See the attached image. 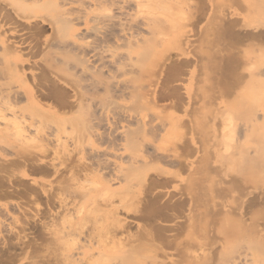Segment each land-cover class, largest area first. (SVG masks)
<instances>
[{
	"label": "bare ground",
	"instance_id": "bare-ground-1",
	"mask_svg": "<svg viewBox=\"0 0 264 264\" xmlns=\"http://www.w3.org/2000/svg\"><path fill=\"white\" fill-rule=\"evenodd\" d=\"M166 7H167V0H0V45L2 47L0 48L2 50L0 52V56L3 57V58L1 57V59H4V65L0 66V73H2V77H3L2 78L3 81L0 80V86H1L0 91L1 93H3L2 95L5 101V103L2 102L4 106L2 108L3 110L2 112L4 113V118L7 119V122H8L7 116L9 113L13 115L12 117H14L13 119L15 120V122L10 120L12 123H15L13 126H11L12 123L10 124V126L9 125L6 126V129L4 130V132L7 135L5 137L8 138L12 136L14 138H19L20 141H24V142L25 141L28 142L29 140L28 138H30V140H38L40 143V147L38 149H35L27 145L15 146L12 143V141L9 139L4 140L3 142L1 141V145L5 146L4 150L15 148L14 155L10 157L3 156L5 159L3 161H0V183L1 184L6 182V179H8L9 181H12V178L10 176L6 177L5 175L2 174L3 171L7 170L11 166H20V165L23 166L24 165L25 169L29 168L34 173H38L40 175H48V177L53 176L52 179L55 177L57 180L55 181L58 183L57 185L50 183V186L47 187L45 186L46 184L43 185L39 183L37 179L34 178L33 184L26 185V188H24L22 192V195L30 194L33 196L34 200L36 201L38 210L43 209L41 208L42 207L41 204L42 202L45 201L46 207L44 209L46 208L47 209L46 211H42V212H44L51 218H55L56 216L61 214V212L64 214L63 211H65L66 213H69V211H71L70 208L73 207L72 205H76L77 203L80 204L79 202L82 199H85V200L92 199L93 201L96 200V199L90 198V196H91V193H93L92 191L94 189H98L97 185L90 184V187H86L83 181H81V179L83 178V177L81 178V174L86 175V173H82V172H84L85 169L86 170L89 168L91 169L92 167H94L95 170H98L100 172L104 169L110 170L111 165L110 163H107L108 162L107 159L110 155H107L108 157L106 159V157L103 156L104 154L101 153L102 150L100 149L102 148L100 149L96 148V150H94L92 147L93 149L92 150L89 148L90 147L89 146L88 148L91 150L89 152V149H88L89 153H94L95 155L97 154L98 155V156L96 155L97 157H99L100 154L101 156L100 158H97V159H96V156H94L95 159L93 158L92 159L95 161L94 162L91 161L92 162L91 165L86 167V165L90 164L89 159H88V163H85L87 160L83 162L85 159H87L86 157L83 160H81V158L83 157L81 158L78 157V159L79 158L80 159L76 161L77 157H74L73 155V153L76 152L75 150H79V152L81 151L80 153H82L83 151L84 152L86 151L85 150L86 144L84 143L85 145L79 144L78 146H80V148L78 149L75 147L73 148V150L69 148L71 151L64 152L63 154L64 156H63L62 155L63 152L61 153L58 147L54 148L52 147L53 145L52 146L50 145L52 140L58 136L61 125L63 124L66 125V124L75 123L74 126H76L79 122V125H82L84 129V133L82 136L83 138L90 139V140L96 139L97 141H103V142L110 141L111 143L113 141L115 142V144L118 143V145L123 149V151L118 154L120 156L119 158L122 162L123 168L120 170L121 172L118 170L120 173H113V174L111 173L109 178L108 177L105 178L106 184L109 185V188L107 187V189L105 190L106 193L107 191H111V192L116 191L117 188L111 187L113 183L115 182H118V183L125 182L126 183L131 178L130 175L137 174L141 168H142L141 171H143L145 169L143 167H146V165L144 164L148 162V157L151 159L150 161L152 162V159L153 160L155 158L158 159V156H160L159 154H163L162 152H160L159 149H156L157 145L155 146L154 143L152 142L154 140L150 141L151 138L149 137L150 140H148L147 137L149 135L151 136L156 135V134L158 135V133L163 130L162 128L164 127L163 126L164 122L161 123L162 126H158L160 125L159 123H156L157 125L152 124L151 122L154 123L155 121L153 120L155 118L152 121L151 120L148 121L146 117L147 115L146 112L142 110L141 111L135 110L133 100L136 95H139L141 99H138L135 105L136 106L139 105L138 107L142 108V104L144 103L146 104L145 106H147L146 108L145 106H143L145 109L152 108L154 111L155 109L156 111L158 110L161 100L168 98L170 96L177 97L178 104H181L182 95L178 91V87L170 86L169 91L165 90L164 89L165 83L164 84L161 83L160 77L158 76V71L160 73H162L163 71L162 69H161L162 71L160 69L158 70L159 62L169 52V49L165 48V46L168 44L167 39L160 37V34L164 31L166 24L169 21V19L166 16V12L164 13V10ZM239 20L240 19L238 18L228 20L226 22L225 27L222 29V31H220L221 29L219 30L218 35L223 36V32H224V35H228L226 37H229V41H228L229 43L227 42L225 45H223V48H228L231 50L234 46H236L237 42L243 41V39L245 42L246 40L255 41V44L253 42L254 45L253 44L252 46L248 45V47H246L244 50L246 52L245 57L247 56L249 60L248 64L250 63V65L246 67L247 63H245V66L241 67L243 70H244L243 67H246L245 69L248 72V78L246 80L243 79L244 77L242 78V81L244 80L243 87L245 88L246 92L249 89H252V90L256 89L257 91L264 90V57H262V53H261L262 45L264 44V32H262V30L260 31L257 30L258 26L256 25L253 26L255 27L254 29L251 28L252 30L245 26H244L245 28L238 29L236 28V26L239 23ZM246 25L251 26L250 23H246ZM178 40H180V38ZM187 44H190V39H188ZM212 45H213L212 46L213 50L211 49V51H209V55H210L209 58L211 60L212 65L214 66V73L216 74V78H217L216 87L219 90V95L224 97L223 86L221 83V77L220 75H218L219 74L218 70L221 74H224V73L234 74L235 73L237 75L236 78H239L240 77L239 69H241L240 68L241 60H240L239 54H241V50L232 51V52L231 50L223 51L222 45L218 43H213ZM218 46L219 47L221 46V47L219 48ZM160 47H163V49L160 50ZM257 50L258 51L260 50V54L258 55L256 54ZM237 52H240V53L238 54ZM184 55L190 58H187L181 61H174V58L170 57L171 55L166 56L169 59V62L167 63V65L165 64L166 67L164 69L167 72L166 81L168 80L173 81L175 79H178L181 76V74H183L186 70H188L187 68L189 66H192V59L190 56V52H184ZM153 57H155L156 59H155V66L152 69L153 70L152 73L150 74V78L148 80L143 79V77L139 79L138 78L139 75L142 76L148 71L146 69V67L148 66L147 64L150 62V60ZM241 59L243 61V58ZM242 65H244V62ZM215 67L218 69L217 71L215 70ZM193 74H194V71H192V76ZM136 75L138 77H136ZM13 79H17L18 81H20V86H21L20 88H14L12 84ZM18 81H16V83ZM232 87L234 86L232 85ZM232 87L230 86L229 88H232ZM187 94L189 97V103L190 104L193 103L192 92L188 91ZM24 100L26 103L25 107L28 106L29 107L28 109H30L29 115L33 116V120L31 121V123H28L27 122L28 120L27 121L24 120L26 119L25 118L26 113L24 110L25 107L23 108L19 106V103H21L22 101L24 102ZM141 101L143 103H141ZM156 114H159V113L156 112L154 115ZM254 114H255L254 117L257 123H255V120L253 117L252 121L254 122H251V125L246 124V123H244V125H240V127L242 126L241 132L243 130V132H245L246 135L249 134V131L248 133L246 131L249 129L251 130V126L255 128V126L257 125L256 128H258L259 125H261V124L258 125V123H262L264 120L263 112L259 113L257 110L256 113ZM261 117H262V120L260 122ZM174 121L172 122L174 123L173 127L175 126V123H176ZM134 125H136V127H134ZM82 127L80 129L81 132H82ZM254 128L251 131H254ZM215 129L214 131L216 133ZM241 132H240V135H242L243 133ZM260 134L258 133L257 135L261 136ZM257 135L254 137H257ZM190 138H189L190 140L184 143L181 142L182 143L181 145H183L182 149L184 148L189 155L190 154L192 155L196 149L194 147L195 146L194 138L193 137H190ZM257 138L259 139L261 137H257ZM81 143L83 144L82 141ZM56 144L54 146H56ZM174 145H175L174 149L175 147L177 148L178 144L176 143ZM181 145L178 146L179 148V149L177 148L178 150L176 149L175 150L179 151ZM216 145L217 143L213 146V147H216V149L214 148V150H217ZM51 151L53 152V155L50 154L52 153ZM135 151L141 152L142 155L140 153H139L140 155H136ZM8 152L9 150L6 153ZM173 155L174 154L166 155L165 157L166 158L168 157L169 161H172V164L174 163L175 165H177L178 170L173 173L170 172L164 175V177H162L163 176L162 175L161 178H150L151 180H148L149 177H144V174H142L143 175L142 177L144 179L142 180L141 178V181H142L141 187H140L141 192L143 188H146V191L150 192L152 188L158 185H162V186H166L169 184L171 185L172 184L171 182H173L174 179H176L175 177L179 175V172H178L179 169H186V168L192 169V167L190 166V164H192L191 160H189L188 158L182 159V157L178 155L176 156L174 155L177 159L179 157L181 158L177 160L173 158ZM248 155H247V158L250 157V155L249 156ZM101 157L102 158L105 157L106 161L103 160L104 158L101 159ZM109 160H112V159H109ZM26 170L22 171L23 172L22 175L24 177L29 175ZM213 170H216V169H213ZM104 171H102V173ZM67 173H69L68 176H67ZM109 173L110 172H108V174ZM101 175L103 176V174ZM191 175H190V178H191ZM249 175L251 174L249 173ZM249 177L250 176H248V178ZM84 178H86V176ZM240 178L237 179V181L235 180L236 183L233 181L237 185H232V186H229L230 184L228 183H224V184H227L226 186L222 182H220V184H218L217 182V186L219 185L218 186L219 188L222 184H223L222 186H226V188L229 186V188L227 189L225 187L223 188L227 192L224 191L222 188H220L221 190H220V193L218 192V194L223 196L224 198L225 195H222V194H225V193H221L222 190L228 194L230 192V190L228 191V189L234 190L235 187L237 188L243 187L241 189L244 190V186L246 185V183H247L246 186H248V181L246 183H245L246 180L243 181L244 180L243 178H246V176L244 175L243 178L241 179L243 184H241L242 182L240 181ZM252 178L254 177H251V181H252ZM194 179L192 180L194 181ZM232 179L233 178H231V181ZM188 180L190 179L188 178ZM215 180L216 179H214V181ZM141 181H139V183ZM221 181H225V180L221 179ZM190 183H191V180H190ZM100 184L98 187L101 188ZM91 185H94V186L96 185V187H91ZM190 186L193 187L194 185L191 184ZM3 190L4 189H0V194L7 196V197L12 196V194L16 192L11 189L6 190V191H3ZM187 191H189L187 193L188 198L177 199V201L167 200V202L164 201L165 203H160L161 201H159L160 199H158L160 195L159 194L152 195L148 199H145V202H144L145 204L143 206H142L143 203L141 204L143 208H139L140 206H137L136 208H127L126 210H128V213L131 212L134 215V217H139L142 220L147 221L145 223L150 226L149 228L145 229V234L147 237H149L152 240H155L156 236H158L164 239L167 244H170L172 240L166 237V234L163 231V228L160 225L155 224V222L157 221V219H159L158 217L160 216L164 218L166 217L165 218L166 220L168 217L169 218L173 217L174 219V216H179V213H182L184 210L186 211L185 208L187 207V204L192 205L198 199V196H199L198 191H190L189 189ZM235 191L236 189L234 190V192ZM239 191L240 189L238 190V192ZM237 194L233 198L237 197ZM103 195H105L104 200L108 202V204H110L109 205L110 207H108L105 210L107 211V213H109L108 216L110 215L113 218L111 224L114 227V229L112 228L113 230H115L114 233L115 234L116 233H123V234L131 233L130 232L131 223L127 217L123 216L124 214L123 215L120 214V211H121L120 206L114 204L113 200L111 199L112 197L109 198L108 196L107 198L108 194L106 195L104 193ZM250 198L251 199H249L247 203L244 202L246 197L244 199L243 197L241 198L244 201H241V204L239 203L241 205L240 207L241 210L240 212H238L239 216H236L237 215L236 212L237 210L239 211L238 207L240 206L239 205L237 207V201L239 199L235 200L236 205L234 207L236 208L234 209L231 207L233 205L230 206L229 204L227 205L224 204L225 206L229 205V207L227 208L229 209L231 207L233 211L231 210V208L229 209V211L231 210L232 212H229L228 209L224 205H222V207L224 206L223 207L224 209L222 207L221 209L223 210V213L225 214L221 212L222 210L219 211L220 208L219 210H217L216 208L215 213L217 212L216 213L217 216H219L218 214L220 213H221L220 215L223 214V216L221 217L222 221H223V218H225L226 220L228 218L229 220L231 218L230 216L232 215L233 217L236 216L234 217V219L236 218L235 220L237 222L234 221V223H237V225L238 224L240 225L242 221H243L242 223H244L245 221L244 217H246L245 214L247 215V213H250L251 215H253L254 213L253 216L259 215L260 218L263 217V220H262L263 222L261 221L262 223L260 222L261 219H259V217L257 218L259 219L258 222L260 223L256 224L255 222L251 221L252 223H254L250 225L251 227L250 226L247 227L248 225L245 226L244 225L245 223H244L243 231L244 230L246 231V228H248V231L251 230L252 233L254 232L252 235L254 236V238L255 236L257 238L258 237L260 238V241H262L261 242L262 244L260 243V245L264 248V190L262 191V193L260 192V194L258 195H256L255 193V196L250 197ZM201 199H198V200L200 201ZM92 200H91V203L93 202ZM215 200L216 199L214 198L213 199L214 203L217 202ZM232 200L234 201V199ZM242 203H244L245 205L243 204L242 206ZM8 204L9 203L7 202L0 204L1 206L0 208H2L3 211H5L6 213L10 214ZM14 204L17 205L18 208H20V205H19L20 203H14ZM221 204L222 203H220V205ZM194 205L196 206V204ZM193 206H190L189 208L191 207L193 208ZM81 207L82 209H84L83 206ZM255 210H259V211L255 212ZM261 210L263 213L261 212ZM233 212L236 215L234 214L230 215ZM259 212L262 213L263 215H261ZM255 213H258V214H255ZM196 214H199V213H196ZM216 214H213V215L217 217ZM224 215L226 216L228 215L229 217L226 218V216ZM36 216L38 217V213L36 214ZM68 216L66 215L65 217L67 218ZM59 217H63V215ZM85 217H88V216H85ZM237 217H239L238 218L239 220L237 219ZM255 219H253V221H255ZM74 220H75V217H74ZM195 221H196V218H195ZM1 222L2 220H0V228L2 226ZM212 222L214 224V221ZM205 223H206L205 225H208L207 222ZM51 224H52V220H51ZM255 224L257 226L261 224L259 225L261 227L256 228V226H253ZM36 225H37V222H36ZM50 227L46 223H44L42 228L39 229L40 230L39 232H37L38 229L36 230V232L40 235L41 239L46 237L43 233L44 232L43 228H46V230H48L50 233V230H49ZM183 227H185L184 224L182 225L180 224L174 228L181 232ZM217 227L221 228V226H217ZM63 228L66 229L65 226ZM63 228L62 230H64ZM109 228L111 227L109 226ZM153 228H156L158 232L154 233ZM207 228H210V227L207 226L205 229ZM82 229L83 228H81V230ZM232 229L234 228L232 227ZM240 229L242 230V227ZM52 230L55 231L54 229H51V232ZM81 230H79L80 232L77 230L78 232H72V233H70L69 231L71 230H69L68 233L67 232H64V233L65 235L66 234L69 235L68 238L75 237V238L81 239V237L84 235V238H85L84 240L88 241L90 245H93L92 238H91V235L93 234L90 235V233L89 234L86 233L87 234L86 236V234H83L84 230H82V233H81ZM104 230H107V229H104ZM235 230L237 231V229ZM57 231L58 230H56V232ZM60 231L61 230H59V233ZM215 231L217 232V230ZM215 231L214 233H216ZM227 232L230 233V231L228 230ZM77 233H79L80 235ZM114 233H112L111 235H113ZM229 233L226 236L227 240L231 238L228 242H230L231 240L233 241V237H234L233 233H230V234ZM250 233H248L247 235H249ZM235 234L236 233H234V235ZM63 236L64 234L61 237L63 238ZM99 236L101 235L99 234L98 238ZM207 237L212 238V236L209 237V235H207ZM63 239L65 240V238ZM47 241H49V239ZM212 242H215V241H212ZM215 243H217V241ZM238 243L239 242H237V244ZM82 245L83 244L80 245L81 248H82ZM227 245H224V247H226ZM260 245L256 244L255 246L258 247ZM237 246L235 245V247ZM220 247H222V245ZM233 249H236V248H232V250ZM258 249L260 250V248ZM220 250L222 249L219 248V251ZM230 250H228V253ZM58 251L56 253H58ZM231 251H230V254H231ZM239 251H237V253ZM75 252L76 251H73L72 253H68V254L67 253L63 254L65 259L62 260V263L63 264H68V262L72 263L69 260L70 258H74V256L77 255V252L76 253ZM263 252H264V249H263ZM234 253H236L235 250L232 253V255L228 257L226 264H247V259H244L245 255L243 256L241 254L240 256V254H237V253L234 254ZM219 256L222 257L223 255L221 256L219 254ZM83 259L81 261L82 264H83ZM81 262L79 261V263Z\"/></svg>",
	"mask_w": 264,
	"mask_h": 264
},
{
	"label": "rangeland",
	"instance_id": "rangeland-1",
	"mask_svg": "<svg viewBox=\"0 0 264 264\" xmlns=\"http://www.w3.org/2000/svg\"><path fill=\"white\" fill-rule=\"evenodd\" d=\"M165 12L169 21L166 24L164 31L160 34V37L167 39L168 44L165 46V48H168L169 52L159 62L158 70L162 69L163 71L161 70L162 73L158 71V76L160 77L161 83L163 84L165 83L164 86L165 90L169 91L170 86L178 87V91L182 95L181 104H178L177 97L170 96L168 98L161 100L158 110L156 111L155 109L154 111L152 108L145 109L147 106H145L146 104H144L142 101H141V103H143L142 108H144L143 106H145L144 109L139 108L138 107L139 105L138 106L135 105L138 99H141L139 95H136L133 100L135 110H139V111L142 110L146 112L147 113L146 117L148 121L149 120L152 121L155 118L153 120L155 122L154 123L151 122L152 124L157 125L156 123H159L160 125L158 126H162L161 123L164 122L163 123L164 127L162 128L163 130L158 133V135L159 134L160 135L158 136L156 134L159 139L157 138L156 135H152L153 137L149 135L147 137L148 140H150L149 137L151 138L150 141L154 140L152 142L154 143L155 146L157 145L156 149H159L160 152L163 153V154H159L161 158L160 156H158V159L157 158H155L154 160L152 159L151 162L150 161L151 159L148 157V162L144 164L146 165V167H143L145 168L143 171H141L142 168L140 169L139 171L140 173L138 172L139 175L138 173L135 175L132 174L133 176L130 175L131 178L129 176L130 179L126 183L125 182L113 183L111 187L112 188L115 187L118 190L116 189V191L114 192L107 191L106 193L105 190L107 189V187L109 188V185L106 184L105 178L106 177L109 178L111 173L112 174L120 173L121 172L120 170L123 168L122 162L119 158L120 156L118 155L123 151V149L118 145V143L115 144V142L113 141L112 143L110 141H106V142L104 141L105 142L104 143L103 141H97L96 139L90 140L83 138L82 136L84 133V129L82 125H79V122L76 126H74L75 123L61 125L58 136L54 138L50 144L51 146L53 145L52 147L54 148L58 147L61 153L63 152L62 153L63 155L64 152L71 151L69 148H71L72 150L74 147L78 149L80 148V146H78L79 144L81 145L86 144L85 150L87 151V153L86 151L80 153L81 151L79 152V150H75L76 152L73 153L74 157H77L76 161H78L81 157H83L81 158V160H83L85 157L87 158L83 161L85 162L87 160L85 163H88V159L90 160L89 162L90 164L86 165V167L91 165L92 163L91 161L93 162L95 161L93 159H95L94 156L97 155V154L95 155L94 153H89L91 151L90 149H92V147L94 150H96V148L99 149L102 148L100 149L102 150L101 153L104 154L102 155L105 156L106 159L108 157L107 155H110L107 159L108 161L107 163H110L111 165L110 168L115 171L109 168L110 170L108 169H104L105 171L102 170L104 171L102 173V171L100 172L98 170H95L94 167H92L91 169L88 167L89 169L87 170L85 169L84 172L82 173H86V175L81 174V178L83 177L81 181H83L86 187H90V184L97 185L98 189H94L93 191L91 190L93 193H91L90 196V198L96 200L93 201L92 199H88V200L82 199L79 202L80 204L77 203L76 205H72L73 207L70 208L71 211H69V213L63 211L64 214L61 212V214H59L55 218H51L50 216L42 212V211H46L47 209V208L44 209L46 207L45 201L42 202L41 204L42 205L41 208L43 209L38 210L36 201L34 200L32 195L30 194L22 195L23 189L26 188V185L33 184L34 178L37 179L39 183L43 185L46 184L45 186L49 187L50 183H53L54 185L58 184L56 182L57 180L55 177L52 179L53 176L48 177V175H40L38 173H34L29 168L28 169L26 168L27 169L26 170L24 168V165L11 166L7 170L3 171L2 174L5 175L6 177L10 176L12 178V181L6 179V182L2 184L0 183V189H4L3 191L11 189L16 192L9 197L0 194V204H3L5 202L9 203L8 206L10 211L9 214L3 211L2 208H0V220H2L1 222L2 226L0 228V264H54V263L59 264V262L60 264H63L62 260L65 259L63 254L72 253L73 251H76L77 255H75L76 257L74 256L75 259L70 258L69 261L72 263L68 262V264H82L81 261L83 257H84L83 264H87V263L88 264H224V263L226 264L228 257L232 255L234 250L236 251V253L239 250H240L239 252L242 251L241 253L238 252L237 254H240V256L241 254L243 256L245 255L244 259H247V264L250 263L264 264V252H263L264 248L260 245L262 241H260L259 237L257 238L255 236L254 238V236L252 235L254 232L252 233L251 230L248 231V228H246V231L244 230L245 232L243 231L244 223L245 226L248 225L247 227H249L250 225L254 224L252 222H255L256 224L260 223L263 220V217L260 218L259 215L253 216L254 213L253 215L247 213V215L245 214L246 217H244L245 219L244 223H242L243 221L241 223L238 222L240 223V225L238 224L239 227L237 223H234V221H236L235 220L236 218L234 219V217L239 216L238 212H240L241 210L240 208L241 201H244L243 199L246 197L244 202L247 203L248 200L251 199L250 197L255 196V193L256 195H258L260 194V192L262 193V191L264 190V137H262L264 136L262 135L264 134V120L262 123H258V125L261 124L259 125L258 128H256L257 125L255 126V124H254L255 128L251 126V130H253L254 128V131H251L250 129L247 130L246 131L247 133L249 131V134H247L248 136L246 135L245 132H243V130L242 132L244 134L241 132L242 126L240 127V125H244V123L251 125V122H254L252 121V119L255 115L254 113H256L257 110L259 113L260 112L264 113V90L257 91L256 89L255 90L249 89L246 92L245 88L243 87L244 85L243 81L248 78V72L246 71L245 68L248 65H250V63L248 64L249 60L247 56L245 57L246 52L244 50L246 47H248V45L252 46L253 42L255 44V41L245 39L246 40L245 42L243 39V41L237 42L236 46H234L231 50L228 48H223V45H225L223 40L224 37L226 36L224 35V32H223V36L218 35L219 30L221 29L220 31H222L228 20L236 19V18L240 19L236 28L239 29V28L247 27L250 29L251 28L254 29L255 27L253 26L256 25L258 26L257 30L259 31L262 30V32H264V0H167V7L165 8L164 13ZM246 23H250L251 26L249 25L247 26ZM179 38L180 40H178ZM188 39H190V44H187ZM213 43H218L222 45L223 51L231 50L232 52V51L241 50V54L243 55L239 54L240 52H237L240 55V60H241L240 68L242 66H245V63H247L246 67H243L244 70L241 68L243 72L241 69H239L240 72L239 78H236L237 75L235 73L221 74L219 70L215 67V70L216 71L218 70L219 73L218 75H220L221 77L224 97L219 95V90L216 87L217 78H216V74L214 73V66L212 65L211 60L209 58L210 56L209 51H211ZM0 48H2L1 45ZM161 49H163V47H160V50ZM1 51L2 50L0 49V52ZM184 52H190V56L192 59V66H189L187 68L188 70H186L183 74H181V76L178 79H175L173 81H169V80L166 81L167 72L164 69L166 67L165 64L167 65V63L169 62V59L166 56L171 55L170 57L174 58V61H181L190 58V57H186L184 55ZM256 52L257 55L260 54V50L259 51L257 50ZM261 53H262V57H264V44L262 45ZM1 57L2 56H0V66L4 65V59H1ZM241 58H243V61ZM155 59L156 58L153 57L150 60V62L147 64L148 66L146 67V69L148 71L144 75L142 76L139 75V77L136 75V77H138L139 79L143 77V79L148 80L150 78V74L153 71L152 69L155 66ZM245 59L246 61L247 60L248 61L246 62ZM243 62L244 65H242ZM191 70L194 71L193 74L194 78L192 76ZM2 78H3L2 73H0V80L3 81ZM242 78L244 79L243 81ZM12 81L14 88L21 87L20 81H18L17 79H13ZM16 81L18 82L16 83ZM229 85L231 87L233 85L234 87L229 88L230 87ZM188 91H191L193 95V103L191 104L189 103V97L187 94ZM2 94L3 93H1L0 91V114H2L0 115V161H3L5 159L3 156L10 157L15 154V148L4 150L5 146L1 145V141L3 142L4 140L9 139L12 141V143L15 146L27 145L35 149H38L40 147V143L38 140H30V138H28L29 139L28 142L27 141L24 142V141H20L19 138H14L12 136L8 138L5 137L7 135L4 132L6 126L8 125L10 126V124L12 123L11 121L15 122V120L13 119L14 117H12L13 115L10 113L7 116L8 122L7 119L4 118V113L2 112L3 111L2 108L4 106L2 102L5 103V101ZM19 106L24 108L26 106L25 100L24 102L22 101L21 103H19ZM28 108H29L28 106L24 108L26 113L25 116L26 119L24 120L25 121L28 120L27 122L31 123V121L33 120V116L29 115L30 109ZM156 112L159 113L160 115L159 114L154 115ZM262 117L260 119V122L262 120ZM254 120L255 123H257L255 117ZM173 121L176 122L175 126L177 127L175 126L173 127L174 125V123H172ZM14 124L15 123H12L11 126H13ZM80 126L82 127V132L80 131L81 129ZM134 127H136V125H134ZM214 129L216 130V133ZM238 129L242 133V135H240ZM258 133L259 134L262 133L260 134L261 136H258L257 135ZM255 134L257 135V137H261V138L258 139L257 137H254L256 136ZM214 135L216 138L214 137ZM190 137L194 138L195 141L194 147L196 149L192 155L191 154L189 155L184 148L182 149L183 145H181L182 144L181 142L184 143L190 140L191 139ZM57 138L60 140H58ZM80 140L83 142V144L81 143ZM54 141L58 144H56ZM215 142L217 143L216 145L217 150H214V148L216 149V147H213L216 144ZM176 143L178 144V146L181 145L179 150L180 152L176 151L179 149L178 146H177L178 149L176 147H175L176 150L174 149L175 146L174 144ZM55 144L56 146H54ZM8 150L9 152L6 153ZM139 153L141 154V152L135 151L136 155H140ZM50 154L53 155V152ZM172 154H174L175 156L178 155L182 157V159L188 158L189 160H191L192 164H190V166L192 167V169L191 168L179 169L178 171L179 175L175 177L176 179H174V181L171 182L172 183L171 185L170 184L166 186L158 185L152 188L150 192L146 191V188H143L141 192L140 189L142 183L141 178L142 180L144 179L142 177L143 176L142 174H144V177H149V179L147 178L148 180H151L150 178H161L162 175H163L162 177H164V175L170 172L173 173L178 170V166L175 165L174 163L173 165L172 161H169L168 157L167 158L165 157L166 155H172ZM248 154L250 155L249 157L250 159L247 158ZM174 155L173 158L177 159ZM97 156L96 159L100 158L101 154L99 155V157ZM78 157L80 158L78 159ZM105 157H103L104 159L101 157V159L105 160ZM113 163H115L116 165ZM23 170H26L29 175L24 177L22 175ZM107 170L108 172H110L109 174ZM249 173L251 175H249ZM260 173H262L263 175ZM101 174H103L104 177ZM68 175L69 173H67V176ZM190 175L192 179L195 178L194 181L190 178ZM244 175L246 176V178L250 176L248 178L250 180L243 178ZM85 176L86 178H84ZM240 177L244 179L243 181L246 180L245 183L248 181V186H246L247 185L246 183L245 186L242 185L244 186V190L241 189L243 187L241 188L235 187L236 189L235 192H234L235 189L234 190L228 189V191L230 190V192L229 194L226 193L227 191L223 188L224 187L226 188L227 184L224 183L230 184L229 186L237 185L235 183L237 179H239ZM251 177H254L252 178V181H251ZM188 178L191 180V183L190 180H188ZM231 178H233L232 181ZM242 178H240V181ZM214 179L216 180L214 181ZM221 179L225 181H221ZM139 181L141 182L139 183ZM217 182L218 184L222 182L224 185H226V186H222L223 184L221 183L222 185L220 186V188L226 191V192H224L223 190H222L223 192L221 191V193H225L222 195H225L226 197L224 196L223 198V196L218 194V192L220 193L221 189L218 187L219 185L217 186ZM99 184L101 188L98 187ZM189 184L190 185L193 184L194 186L191 187ZM241 184H243V182ZM96 185L95 186L91 185V187H96ZM229 186L227 188H229ZM188 189L190 191H198L199 193L198 199L201 198L202 199L200 201L197 199L196 200L197 202L195 201L196 203L194 202L192 205L187 204V207L185 208L186 211L184 210L182 213H179V216H174V219L173 217L172 218L170 217L171 219L168 217L169 219L167 218L166 220L165 219L166 217L164 218L160 216L158 217L159 219H157L156 222L154 221L155 224L160 225L163 228L166 237L172 240L170 244H167L164 239L158 236H156L155 240H152L149 237H147L145 234V229L150 227L145 223L147 221H144L139 217H134V215L131 212L128 213V210H126L127 208H136L137 206H140L139 208H143L142 206L145 204L144 203L145 199H148L152 195L159 194L160 197L158 199H160L159 200L161 201L160 203H165L167 202V200L177 201V199L188 198V194H187L189 192L187 191ZM239 189L240 191L238 192ZM103 192L106 195L108 194L107 198L108 196L109 198L112 197L111 199L113 200L114 204L120 206V210H121V211L119 210L120 214L122 215L124 214L123 216L127 217L131 223L130 226L131 233H127V234L114 233L115 230H113L114 227L111 224L113 218L110 215L108 216L109 213H107V211L105 210L108 207H110L109 206L110 204H108V202L104 200L105 195H103L104 194ZM215 194L216 195L218 194L217 197ZM236 194L237 197L238 196L240 197L233 198ZM241 195L243 199H241L242 198ZM212 196L216 199L215 201L217 202L214 203L213 201L214 198ZM232 199H234V201ZM236 199L237 200L239 199L237 201V207L240 205L238 207L239 211L238 210L237 212L235 211L237 215L234 214V212L231 213L230 215L234 214L236 216L234 217L233 215L230 216L231 218L229 220L227 218L229 217L228 216L229 214L227 216L224 215L226 216L227 220L223 218L222 221L221 217L223 216V214H225L221 209L222 205L224 204L225 205L229 204L230 206L233 205L231 207L234 209L236 208L234 207L236 205V201H235ZM91 200L93 201L92 203ZM11 201H13L14 203H20L19 204L20 208H18L17 205H15ZM218 202L222 204L220 205V203ZM194 204H196V206ZM243 204L244 203H242V206ZM229 205L225 207L227 208L229 207ZM81 206H83L84 209H82ZM190 206H193V208L192 207L189 208ZM216 208L217 210H219L220 208L219 211L222 210L221 212L223 214L220 215L221 214L220 213L218 214L219 216H217L216 214L217 212L215 213ZM231 210L229 212L233 211ZM258 211L259 210H255V212ZM70 212L73 216L70 214ZM195 212L199 214H196ZM37 213H38V217L36 216ZM212 213L216 214L217 217H215V215H213ZM262 213L260 214L263 215ZM62 215L63 217H59ZM66 215L68 216L67 218L65 217ZM232 217L234 220L232 219ZM257 217L261 219L260 222H258L259 219ZM195 218L197 222L195 221ZM238 218L239 217H237V219ZM50 219L52 220V224ZM253 219H255V221H253ZM212 221H214V224L215 223L216 224L214 225ZM47 222H49L50 224ZM205 222H207L208 225H205L206 224ZM38 223L40 224L42 223L41 224L42 226L44 225V223H46L49 227L51 226L49 229L50 233L48 230H46V228H43L44 231L43 233L46 236L43 239H41L40 235L37 233L40 231L39 229L42 228V226ZM192 223L193 224L196 223V224L193 225ZM180 224L181 225L184 224L185 226L183 227L181 232L174 228ZM211 224H213L214 226ZM256 224L253 226H256V228L261 227L259 226L261 224H259L258 226ZM34 225H36L37 227ZM216 225L221 226V228L217 227ZM64 226L66 227V229L63 228ZM109 226L111 228H109ZM207 226L210 228L205 229ZM232 227L234 229H232ZM241 227L242 230L240 229ZM62 228L64 230H62ZM81 228H83L82 230H84L83 234L86 233L88 234L90 233V235L93 234L91 235L93 245H90L88 241L84 240L85 238L83 234L81 240L75 237H73L74 239L70 237L68 238L69 235L66 234L67 235L66 236L64 233V232L68 233L69 230H71L69 231L70 233L78 232L79 230H81ZM51 229L54 230L56 229L58 231L56 232V230L55 231L52 230L51 232ZM108 229L111 230L109 231ZM226 229L230 231V233H233L234 237L232 236L233 237V241L231 240L232 243L231 241L228 242L231 238L227 240L226 236L229 232H227ZM235 229H237V231ZM59 230H61L60 233ZM215 230H217V232ZM233 230H235L236 232ZM214 231L216 233H214ZM247 231L248 233L251 232L249 234L250 237L249 235H247L248 234ZM111 232L114 233L113 235L115 236L111 235L112 234ZM153 232L157 233L158 230L156 228H153ZM55 233L56 235L57 234L58 235L56 236ZM206 233L207 235H209V237L212 236V238L211 237L208 238ZM234 233H236L237 235L236 234L234 235ZM63 234H64L63 238H65V240L61 237ZM99 234L101 236H99L98 238ZM129 235L131 236L133 235V236L131 237ZM92 236L95 238H93ZM238 236L241 237L239 238ZM48 239L49 241H47ZM212 241L215 242L217 241V243ZM83 242H85L86 244ZM99 242L101 243V245ZM237 242L239 243L237 244ZM80 243L83 245L85 244L86 246L84 245L85 246L84 247L82 245L81 248ZM227 244L229 246L233 245L231 247L236 248L238 250L236 249L232 250V248L229 247ZM256 244H259L260 246L257 247L255 246ZM221 245L222 247H220ZM224 245L227 246L224 247ZM235 245L238 246L235 247ZM219 248H221L222 250L219 251ZM230 248L233 252L230 250ZM258 248H260V250ZM228 250L231 251V254L230 251L228 253ZM57 251L58 253H56ZM219 254L223 256L220 257ZM211 256L214 259V261L211 258ZM79 261L81 263H79Z\"/></svg>",
	"mask_w": 264,
	"mask_h": 264
},
{
	"label": "flooded vegetation",
	"instance_id": "flooded-vegetation-1",
	"mask_svg": "<svg viewBox=\"0 0 264 264\" xmlns=\"http://www.w3.org/2000/svg\"><path fill=\"white\" fill-rule=\"evenodd\" d=\"M226 36H228V35H226ZM226 36L224 37V40H223L224 41V44H226L229 41V37H226Z\"/></svg>",
	"mask_w": 264,
	"mask_h": 264
}]
</instances>
